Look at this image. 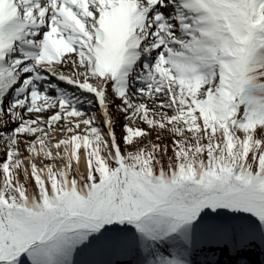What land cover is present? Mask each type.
Here are the masks:
<instances>
[{"label":"snow or ice","instance_id":"1","mask_svg":"<svg viewBox=\"0 0 264 264\" xmlns=\"http://www.w3.org/2000/svg\"><path fill=\"white\" fill-rule=\"evenodd\" d=\"M0 264H264V0H0Z\"/></svg>","mask_w":264,"mask_h":264}]
</instances>
